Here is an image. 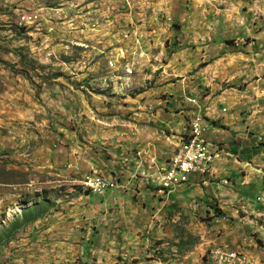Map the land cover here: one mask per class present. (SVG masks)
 <instances>
[{"label": "rangeland", "instance_id": "374dc122", "mask_svg": "<svg viewBox=\"0 0 264 264\" xmlns=\"http://www.w3.org/2000/svg\"><path fill=\"white\" fill-rule=\"evenodd\" d=\"M213 83L222 117L204 101ZM229 101L245 109L239 131L251 134L258 152L251 162L258 171L246 173L250 186L242 190L264 199V0H0V264H213L226 249L257 264L248 249L205 244L231 241V229L210 210L168 206L165 197L162 216L142 215V224L106 236L98 226L82 233L77 222H95L100 204L96 196L79 201L100 195L85 183L116 178L114 169H86L87 160L118 168L131 145L152 147L165 123L172 127L177 107L222 122L236 112ZM144 125L160 134L148 135ZM118 186L112 189H126ZM248 207L234 205L224 223L235 222L240 241L264 250V211ZM39 214L48 226L23 217ZM106 251L114 259L104 260Z\"/></svg>", "mask_w": 264, "mask_h": 264}, {"label": "crops", "instance_id": "0c3cea01", "mask_svg": "<svg viewBox=\"0 0 264 264\" xmlns=\"http://www.w3.org/2000/svg\"><path fill=\"white\" fill-rule=\"evenodd\" d=\"M211 86H212L211 88L212 92L211 94L205 97L204 99L205 104H208L209 101L213 102L212 104L207 106H209L210 108L215 107V109L211 110V112L217 111L218 115L222 117L223 116L222 108L224 106L219 105V102L216 104V101L211 98L212 94L216 92L217 90L216 86H218V84L214 86L213 83V85ZM221 96L222 95H216L217 99H219ZM243 101L245 102V100ZM243 101L241 102L244 103ZM227 104L229 105L227 106V109H230L229 111L235 110L236 112H231L229 114L225 113V118L222 122L217 121L219 119H215L214 121H209V122L207 121L206 124H207V133L209 134L208 135L209 140L210 141L212 140L209 130L213 125V127L216 130L213 129V132H211L214 139V141L212 140V142L217 143L219 145L223 144L227 147L228 154L225 157V159H228V164H226L224 167L223 165L215 164L210 169L207 175L194 178L196 182H192L189 185H183L180 189L174 190L172 193H170L169 198L167 199L169 200L168 206H171L173 205V203L176 202L177 208L179 207L183 208L184 204L187 205L194 204L196 206L195 208L210 210L212 212L211 215H214L213 221L214 220L217 222L222 221L221 222L222 227L226 228L227 230L231 229V234L229 235L231 237L230 238L231 241L230 240L221 241V242L207 241V243L205 244L212 246V243L214 244L217 243V245L221 244L222 247H227L231 249L234 248L233 250H238V251L248 249L247 251H249L252 256L254 257L255 255L258 256V259L256 260L258 262L257 264H264V250L258 249L256 247L257 242L240 241L241 236L237 232L238 227H236V224H234L235 222L229 224L224 223V221L228 220L227 218L229 216L230 217L234 216L236 212L233 213V211H235L233 207L234 205L237 206L239 203H243L244 205L247 204L249 206L248 208L251 211L252 210L264 211V199L260 198L261 196L260 193L255 195L257 191L254 194H252L251 192L249 193L242 190V187L250 186V181L249 179H247L248 175H246V173L251 172V170L258 171L257 169H254V164L251 163L255 160V157L258 155V152H256L255 150L257 148L256 143L255 142L253 143V139H250L248 137L251 135L248 134L249 132L246 134H242L239 131L241 128L238 125V120L242 118L240 112L241 111L243 112L245 109L242 110L241 109L242 107L236 106L234 102H230V103L227 102ZM210 108L208 110H210ZM204 111L205 110L203 109L204 116H208L207 114L211 116L212 113L210 111L207 113H205ZM196 113L197 110L193 106L187 108L186 106H183V109L177 107L176 113L172 114L174 118H172V120L170 121L171 123H173L171 125L172 127H168L167 123H165L164 130L160 135L161 137L156 141L150 140V144L152 145V147L148 146L144 148V149H148L149 151L146 152L144 149L140 148L142 146L140 144H139L140 147H136L132 142L134 146L131 145L132 148L131 151H127V150L124 151V153H126V156L124 158L125 164L123 165V163H120L118 168L115 167L105 168L100 164L97 165L94 160L91 161L84 158V160H87L89 162V164L87 165L88 167H86V169H89L91 167L94 170L97 169L101 173L105 171L108 173L109 169L110 170L114 169L116 172V179H118V181L124 187L126 186V189L124 190L110 189L102 195L89 193L86 195V198L84 195H81L79 197L80 202H82V199L88 200L89 198L96 196V198L100 199L99 200L100 204L92 212L94 216L93 220L95 222L89 223L88 218L87 219L85 218L83 220L77 219L79 225V231H81L82 233L83 232L89 233L91 230L97 228L96 226H98L97 229L99 230V234L103 236L107 231H111V230L114 231L115 228L116 230L119 231L125 229L126 227L130 228V225L135 224V222L138 220L141 221L142 224L145 218L149 220L150 217L154 218L155 216H159V215L162 216L163 214L162 206L167 202L165 201V199H163L161 196L157 195L154 192V187L152 186V184H150L148 177L146 175L141 176V173L142 172L145 174L148 173V176H153L154 178L160 176L161 166L166 165L167 161L169 160L168 158H170L172 155L173 156L175 155L178 147L181 145L182 138L185 136V134L188 133L190 122ZM219 124H223L222 126L224 125L228 126L229 129L221 128L218 126ZM143 127L147 128L146 131L148 135H150L151 133H153V135L160 134L157 130L152 129L153 126L151 125H144ZM233 127L236 129H233ZM229 131H233L235 135L233 136ZM138 149H140L141 151L143 150L144 153H141L140 150ZM50 152H51V156H53L52 154L54 153L53 149ZM138 153H141V155H138ZM34 154L35 156L39 157L38 156L39 150L35 151ZM72 155H74L73 152ZM130 156L133 157V159L130 158ZM76 164L73 165L75 166ZM248 164L250 167L245 168V166H248ZM134 174L136 175L133 176ZM259 182L262 181H258V183ZM189 187H193V191L190 192L188 195L184 194L183 191ZM82 188L86 190L84 187ZM254 198L257 199L255 203L253 202ZM83 207L85 208V206ZM90 207H93V205H90ZM216 208L220 209L223 215H219L218 212L215 211ZM225 209H228L227 215L226 212L224 211ZM89 211L90 210L88 209V212ZM74 212L76 214L75 216L81 213V211H74ZM82 213L85 214L86 211H82ZM99 213H101L102 215L98 219H96ZM71 214H73L72 211ZM180 214L181 211L179 210L178 213L174 215H180ZM142 215L144 216V219L141 218ZM37 219L39 220L37 221ZM37 219L35 220L37 221L35 226L41 224L43 225L44 228V226L49 225L47 219H45V217L42 218L40 214L37 215ZM49 221L51 222L52 219H49ZM238 221H240V219ZM91 225H95V226L91 227ZM91 234H93V232ZM56 236L58 241H63L60 236V233L57 234L56 232ZM127 238L125 236V239ZM41 239L47 241L45 239V236ZM121 239L122 238L119 236V238L115 237V239L112 238V240H109V241H113V244L110 243L111 247L112 245H115V242L120 245L122 242L117 240H121ZM129 241H130L129 243H131V240ZM253 244L255 245V248H252ZM214 246L215 247L212 246L211 248L220 247L216 245ZM222 249H226V248H222ZM112 251L104 252L103 254L104 260H108L109 257L111 258L113 256ZM114 256L112 257V259H114Z\"/></svg>", "mask_w": 264, "mask_h": 264}, {"label": "built area", "instance_id": "2783aa9c", "mask_svg": "<svg viewBox=\"0 0 264 264\" xmlns=\"http://www.w3.org/2000/svg\"><path fill=\"white\" fill-rule=\"evenodd\" d=\"M197 110L192 118L189 131L181 140L175 155L161 166L160 176H147L154 187V192L162 198H169L170 193L183 185L196 182L194 178L207 175L210 169L227 156V147L213 143L208 138L207 125L203 110ZM85 184H95V192L100 195L109 189L118 188L119 181L113 179H90ZM213 264H254L246 260L245 255H232V250L216 252Z\"/></svg>", "mask_w": 264, "mask_h": 264}, {"label": "trees", "instance_id": "16d2710c", "mask_svg": "<svg viewBox=\"0 0 264 264\" xmlns=\"http://www.w3.org/2000/svg\"><path fill=\"white\" fill-rule=\"evenodd\" d=\"M151 184V182H150ZM215 211L218 212L219 215H222V213H220V209L216 208ZM25 218V222H30V221H33V220H36L37 219V215H32V216H23ZM19 219V218H18ZM16 220L15 223L13 224V230H16L17 228H19L18 226V223H19V220ZM10 237H12V235H10Z\"/></svg>", "mask_w": 264, "mask_h": 264}, {"label": "bare ground", "instance_id": "6f19581e", "mask_svg": "<svg viewBox=\"0 0 264 264\" xmlns=\"http://www.w3.org/2000/svg\"><path fill=\"white\" fill-rule=\"evenodd\" d=\"M89 187V186H88ZM90 188V187H89ZM90 189H92V188H90ZM227 251H229V250H227ZM218 252V251H217ZM216 253V252H215ZM240 254H242V253H240Z\"/></svg>", "mask_w": 264, "mask_h": 264}, {"label": "clouds", "instance_id": "9594fccd", "mask_svg": "<svg viewBox=\"0 0 264 264\" xmlns=\"http://www.w3.org/2000/svg\"><path fill=\"white\" fill-rule=\"evenodd\" d=\"M219 248H220V247H219ZM216 249H218V248H216ZM216 249H215V250H216Z\"/></svg>", "mask_w": 264, "mask_h": 264}]
</instances>
